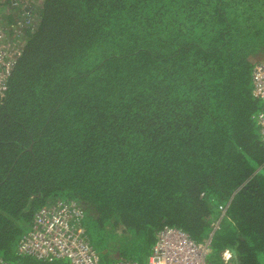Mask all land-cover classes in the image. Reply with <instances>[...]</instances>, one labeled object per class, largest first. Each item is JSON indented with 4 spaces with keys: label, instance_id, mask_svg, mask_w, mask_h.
Returning a JSON list of instances; mask_svg holds the SVG:
<instances>
[{
    "label": "trees",
    "instance_id": "trees-1",
    "mask_svg": "<svg viewBox=\"0 0 264 264\" xmlns=\"http://www.w3.org/2000/svg\"><path fill=\"white\" fill-rule=\"evenodd\" d=\"M15 1L0 0L19 47L0 106V259L26 256L39 210L75 200L90 246L87 230L114 253L131 231L148 253L168 225L210 237V264H264V0Z\"/></svg>",
    "mask_w": 264,
    "mask_h": 264
},
{
    "label": "built area",
    "instance_id": "built-area-1",
    "mask_svg": "<svg viewBox=\"0 0 264 264\" xmlns=\"http://www.w3.org/2000/svg\"><path fill=\"white\" fill-rule=\"evenodd\" d=\"M17 4L14 0V5ZM15 43V44H14ZM7 43V34L0 28V106L6 79L13 68V54H18V43ZM15 48V49H14ZM13 49V50H12ZM252 94L264 102V64L257 63L252 71ZM264 143V106L254 116ZM84 215L75 200H58L54 205L39 210L30 230L20 238L18 251L26 256L52 262L67 258L69 264H101L98 254L86 239ZM147 264H210V240L196 242L182 229L165 225L156 236ZM231 253H222L224 261ZM0 264H12L0 259ZM112 264H138L136 260L120 258Z\"/></svg>",
    "mask_w": 264,
    "mask_h": 264
},
{
    "label": "rangeland",
    "instance_id": "rangeland-1",
    "mask_svg": "<svg viewBox=\"0 0 264 264\" xmlns=\"http://www.w3.org/2000/svg\"><path fill=\"white\" fill-rule=\"evenodd\" d=\"M85 221L87 222V218H85ZM124 233H125V235H124L125 239L124 240L125 241L127 240V245L121 244V246L116 249L115 253L120 254L119 258L133 259V260H136L138 262V264H147V260H148V256L150 254V251L148 253H146L145 252L146 249L144 247L140 246L139 244L135 246V242H133L132 244H128L131 242L130 241L131 239L134 240L137 237H135L131 233V231L124 232ZM87 235H88L90 242H91L92 246L94 247L96 253L98 254L101 262H102V260L105 259V256H113L114 257L115 253L112 250H110L107 246H105L104 244L99 243L95 239L94 234L92 233L91 229L87 230ZM117 236L118 235H116V237ZM26 257L27 256H21V257H16V258L12 257L11 262L13 264L22 263L21 259L26 258Z\"/></svg>",
    "mask_w": 264,
    "mask_h": 264
},
{
    "label": "clouds",
    "instance_id": "clouds-1",
    "mask_svg": "<svg viewBox=\"0 0 264 264\" xmlns=\"http://www.w3.org/2000/svg\"><path fill=\"white\" fill-rule=\"evenodd\" d=\"M185 232H186V231H185ZM186 233H187V232H186ZM208 239L210 240V237H208V238H206V239H204V240H208ZM202 241H203V240H202ZM202 241H201V242H202ZM225 250H229V249H224V250L221 252V258H222V253H223ZM229 251H230V250H229ZM211 252H212V251H211ZM211 252H210V253H211ZM230 253H231V252H230ZM208 256H209V255H208ZM231 256H232V254H231ZM230 258H231V257H230ZM222 260H223V258H222ZM223 261H224V260H223ZM227 261H228V260H227ZM227 261H224V262H227Z\"/></svg>",
    "mask_w": 264,
    "mask_h": 264
},
{
    "label": "crops",
    "instance_id": "crops-1",
    "mask_svg": "<svg viewBox=\"0 0 264 264\" xmlns=\"http://www.w3.org/2000/svg\"><path fill=\"white\" fill-rule=\"evenodd\" d=\"M259 61H262L263 63H264V59H262V60H259ZM261 106H264L263 105V103L261 104ZM151 253V252H150ZM150 255V254H149ZM149 257V256H148ZM147 262H148V260H147Z\"/></svg>",
    "mask_w": 264,
    "mask_h": 264
}]
</instances>
